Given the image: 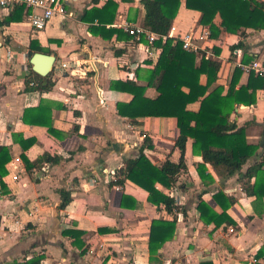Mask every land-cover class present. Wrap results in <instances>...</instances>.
<instances>
[{"label": "crops", "instance_id": "0c3cea01", "mask_svg": "<svg viewBox=\"0 0 264 264\" xmlns=\"http://www.w3.org/2000/svg\"><path fill=\"white\" fill-rule=\"evenodd\" d=\"M107 1L64 0L65 12L41 30L31 27L24 9L20 21L0 24V146L9 154L4 167L16 156L23 163L24 158L34 161L45 152L61 158L44 168H26L17 181H12L7 171L2 177L8 191L0 195V264L29 258L33 252L43 254L41 264H264V197L248 196L241 177L264 154L262 88L255 91V103L236 105L229 118L238 127L251 121L246 140L258 144L259 149L228 176L217 175L206 164L213 180L204 184L196 170L201 156L192 153V139H188L187 170L170 189L156 184L175 198L178 209L172 213L148 202L146 191L130 181L122 186L110 184L124 158L139 154L142 134L152 142L153 147L145 152L155 164L166 156L177 162L180 152L175 145V117L148 116L134 124L117 113L116 103L129 102L132 95L112 90L113 80H133L146 86L145 96L157 95L154 87L147 86L145 75L156 63L160 48L153 44L146 50L145 44L125 30L128 24L143 26L140 0H113L117 5L113 21L105 26L118 29L120 36L116 33L104 39L91 33L89 27L97 26L99 10ZM184 1L180 0L172 26L182 32L193 30L196 36L205 29L209 32L208 26L199 24L200 12L186 8ZM11 10L0 6V22ZM213 22L220 25L218 14ZM244 35L245 48L232 52L230 46L240 39L237 34L221 31L216 38L208 34L196 40L197 57L205 53L220 62L216 84L227 87L237 67L241 69L239 86L250 73L238 64L264 61V29L246 28ZM30 50L32 55L41 52L55 57L47 74L52 86L46 91L26 88L25 80L32 77ZM246 56L251 58L245 60ZM61 62L86 75H69L60 68ZM199 81L204 84L206 76L200 75ZM198 108L197 101L187 105L192 111ZM26 110L27 121H23ZM47 124L55 134L48 132ZM249 182L252 184L254 177ZM61 189L71 192V201L64 209L58 208ZM216 191L233 200L225 211L232 224L224 221L215 226L198 217L200 197L217 214L223 211L212 197ZM174 217V235L150 256L152 220ZM65 228L83 231L84 252L61 233Z\"/></svg>", "mask_w": 264, "mask_h": 264}, {"label": "trees", "instance_id": "16d2710c", "mask_svg": "<svg viewBox=\"0 0 264 264\" xmlns=\"http://www.w3.org/2000/svg\"><path fill=\"white\" fill-rule=\"evenodd\" d=\"M184 2L186 8L200 12L199 24L208 26L210 37H218L221 31L240 36L237 43L230 46L231 52L237 48H245L243 38L246 28L264 29L262 0H185ZM140 3L144 9L143 26L159 35L154 41V44L160 48L159 56L145 75L147 86L154 87L157 95L154 98L145 96L146 86L129 79L113 80L110 88L132 95L129 102H117L116 110L119 115L132 119L134 124H137L138 119L148 116L175 117L178 128L175 145L179 149L180 156L177 162L171 161L169 156H166L160 164H155L145 152L153 147L150 138L145 134L139 154L124 158L118 176L111 180L110 184L122 186L125 181H130L146 191L148 202L157 207L162 205L167 212L172 213L173 209H178L175 198L163 193L156 184L170 189L176 185L179 174L187 170L185 153L188 139H192V153L201 156L202 162L196 164V170L204 184L213 180L207 172L206 164H209L217 175L228 176L240 170L259 149L258 144L248 143L246 140V128L251 121L238 127L229 118L236 105L248 106L255 103V91L264 87V79L250 74L243 84L237 86L241 69L235 67L227 87L216 84L220 69L219 61L206 57L205 53L197 57L193 51L184 50L179 41L170 37L163 40L161 37L167 34L172 26L180 0H140ZM116 6L113 0H108L104 4L99 10L100 15L97 16V26L89 27L91 33L104 39H109L116 33L120 36L118 29L105 26L112 23ZM23 9V6H15L0 24L20 21ZM109 12L110 18L107 17ZM216 14L221 18L219 26L213 22ZM31 43L32 41L30 45ZM31 49L40 51L39 47H31ZM32 50L29 52L30 56ZM215 52L219 53L220 50L216 49ZM250 58L246 56L244 59ZM30 73L32 77L25 80L26 88L46 91L52 86L48 75L40 76L32 70ZM202 74L206 76L204 84L199 81ZM196 101L199 102L197 111L187 109L189 103ZM27 112L26 110L23 113V121H27ZM35 122L44 123L41 119H35ZM47 130L50 134H55L50 124H47ZM8 160L7 148L0 146V195L8 191L2 179L6 174L4 165ZM60 160L58 156L45 152L34 161L24 158V164L28 170H31L44 168L46 163L55 164ZM241 177L244 179L242 189L248 196L263 198L264 154L251 164ZM252 177L254 182L251 184L249 181ZM59 195L58 208L64 209L71 201V192L61 189ZM212 197L222 205L223 211L217 214L200 197L197 204L199 219L204 223L213 222L215 226L224 221L232 224L233 220L225 211L233 200L227 198L221 191L214 192ZM175 228L176 217L172 220H152L148 243L150 256L174 235ZM61 233L70 238L72 245L79 249L83 248L82 230L65 228ZM43 257L41 253L33 252L29 258L13 259L7 264H41Z\"/></svg>", "mask_w": 264, "mask_h": 264}, {"label": "built area", "instance_id": "2783aa9c", "mask_svg": "<svg viewBox=\"0 0 264 264\" xmlns=\"http://www.w3.org/2000/svg\"><path fill=\"white\" fill-rule=\"evenodd\" d=\"M0 6L8 9H12L15 6H23L25 18L35 30L43 29L54 16L65 12L64 0H0ZM125 30L128 35L132 36L136 41L145 44L146 50H149L154 44V41L159 38V35L140 25L128 24L125 26ZM208 34V30L205 29L199 36H196L193 30L182 32L177 30L174 26H171L168 33L161 37L163 40L166 37L177 40L181 43L184 50L195 52L198 49L196 40L202 37H207ZM238 65L242 70L264 79V61L254 59L247 64L239 63ZM60 68L65 69L66 72L72 76L86 75L85 72H82L83 74H81L76 67L70 66L67 62H61ZM262 91L264 94V87L262 88ZM6 171V175L9 176L12 181H17L20 173L26 172V167L21 158L16 156L7 163ZM111 174L114 175V172ZM116 177L117 176H114L113 179Z\"/></svg>", "mask_w": 264, "mask_h": 264}, {"label": "water", "instance_id": "95a60500", "mask_svg": "<svg viewBox=\"0 0 264 264\" xmlns=\"http://www.w3.org/2000/svg\"><path fill=\"white\" fill-rule=\"evenodd\" d=\"M55 57L52 54L34 53L29 61L32 70L40 76H46L53 68Z\"/></svg>", "mask_w": 264, "mask_h": 264}, {"label": "rangeland", "instance_id": "374dc122", "mask_svg": "<svg viewBox=\"0 0 264 264\" xmlns=\"http://www.w3.org/2000/svg\"><path fill=\"white\" fill-rule=\"evenodd\" d=\"M142 137H144V134H142Z\"/></svg>", "mask_w": 264, "mask_h": 264}]
</instances>
